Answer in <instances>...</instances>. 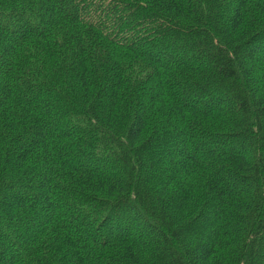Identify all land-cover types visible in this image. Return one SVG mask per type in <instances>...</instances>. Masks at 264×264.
<instances>
[{"label": "trees", "instance_id": "1", "mask_svg": "<svg viewBox=\"0 0 264 264\" xmlns=\"http://www.w3.org/2000/svg\"><path fill=\"white\" fill-rule=\"evenodd\" d=\"M0 264H264V0H0Z\"/></svg>", "mask_w": 264, "mask_h": 264}]
</instances>
